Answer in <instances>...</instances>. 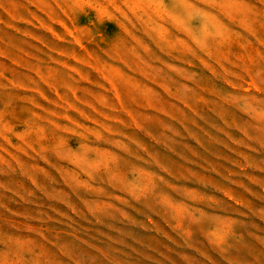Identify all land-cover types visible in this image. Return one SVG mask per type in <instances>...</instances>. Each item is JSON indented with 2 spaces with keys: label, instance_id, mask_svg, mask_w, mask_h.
Segmentation results:
<instances>
[{
  "label": "rangeland",
  "instance_id": "rangeland-1",
  "mask_svg": "<svg viewBox=\"0 0 264 264\" xmlns=\"http://www.w3.org/2000/svg\"><path fill=\"white\" fill-rule=\"evenodd\" d=\"M0 264H264V0H0Z\"/></svg>",
  "mask_w": 264,
  "mask_h": 264
}]
</instances>
